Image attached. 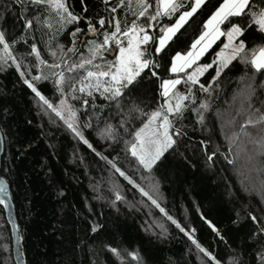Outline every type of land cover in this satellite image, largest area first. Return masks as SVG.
I'll list each match as a JSON object with an SVG mask.
<instances>
[{
	"label": "trees",
	"instance_id": "16d2710c",
	"mask_svg": "<svg viewBox=\"0 0 264 264\" xmlns=\"http://www.w3.org/2000/svg\"><path fill=\"white\" fill-rule=\"evenodd\" d=\"M71 2L77 13L85 15L79 0ZM151 2L154 4L155 0ZM86 3L87 15L103 13L101 0ZM213 5L218 6L217 0H211L208 8L199 11L169 42L161 61L165 67L159 70L165 78L171 75L166 71L167 62L176 51L190 48ZM7 6L16 11L11 0H0V13L5 16L2 23L8 27L11 38L18 36L21 29ZM171 22L166 17L157 21V28L151 30L157 41L160 24ZM80 26L83 28V23ZM73 27L68 26L60 36V41L68 46ZM225 40L221 37L200 62L211 64ZM40 48L44 59L50 60L42 44ZM17 51L24 48L18 45ZM215 67L200 77L202 83H212ZM159 83L146 78L137 90L149 110L161 100ZM38 88L47 98L58 102L51 83L41 82ZM178 90L182 92L184 85ZM249 91L254 92L251 102L261 107L264 74L233 61L212 83L210 98L197 91L199 99L208 98L212 106L207 126H196L195 131L190 126L189 135L178 151L166 154L151 174L154 182H158L161 204L186 230L194 228L197 241L222 264H232L234 257L239 258V264H260L258 256L264 252L260 247L264 236L253 238L256 225L247 218V213L252 212L264 219V200L252 192V184L246 180L253 178L252 171L264 170V146L259 141L253 143L239 128L243 117L238 113L246 108ZM69 100L76 108L80 107ZM80 119L83 122L88 116L81 113ZM224 119L228 122H223ZM95 123L94 120V126ZM0 128L5 145L0 175L10 188L25 264H120L108 251L109 247L120 250L125 264H133L127 256L129 251L139 253L141 264H206V258L183 233L164 221L156 210L149 214L147 207L138 203L142 199L139 194L79 143L59 118L39 104L11 67L0 70ZM84 132L98 151L110 159L118 156L122 170L147 186L148 181L134 171L135 163H130L131 157L126 155L122 142L109 147L95 131L84 129ZM212 152L216 155L209 162L207 155ZM113 182L120 186L127 204L112 206ZM201 217L219 229L226 243ZM157 220L168 228L163 237L155 226ZM94 225L98 228L96 232L91 231ZM12 248L11 228L0 205V264H15Z\"/></svg>",
	"mask_w": 264,
	"mask_h": 264
},
{
	"label": "snow or ice",
	"instance_id": "6c2138e0",
	"mask_svg": "<svg viewBox=\"0 0 264 264\" xmlns=\"http://www.w3.org/2000/svg\"><path fill=\"white\" fill-rule=\"evenodd\" d=\"M79 2L85 15L76 12L71 0H11L16 11L11 6H7V11L12 12L21 31L10 38L8 27L2 23L5 16L0 13V70L14 68L39 104L59 118L79 143L139 194L142 199L138 203L147 207L149 214L156 210L164 221L183 233L206 258V264H222L197 241L194 228L186 230L161 204L159 185L151 174L166 154L178 151L189 135L190 126L193 131L196 126H207L212 107L208 99L212 95V83L224 68L238 61L254 72L264 74V0H217L218 6L209 9L210 14L202 21V30L190 48L184 52L176 51L167 62L166 71L171 74L168 78L159 70L165 67L161 61L169 42L199 11L208 8L211 0H155L154 4L151 0H101L103 13L93 15H87L86 0ZM162 17L172 22L160 24L157 41V36L150 34L149 29L155 30ZM70 25L74 27L69 32L68 46L60 41V36ZM221 37H226V42L213 62L198 64ZM41 44L50 60L44 59ZM18 45L24 51L18 52ZM213 65H216L215 76L212 83L206 85L200 77ZM146 78L160 82L158 95L161 100L150 110L137 91ZM41 82L53 85L58 102L42 94L38 88ZM181 84L184 85L182 92L177 88ZM197 91L208 98L200 100ZM253 95L254 92L249 91L247 106L238 113L243 117L240 133L264 146V104L254 106ZM69 98L80 107L76 108ZM81 113L88 119L82 122ZM249 128L255 131L250 132ZM84 129L95 131L109 147L122 142L126 155L131 157L130 163H135L134 171L140 173L142 180L148 181L147 186L137 183L133 176L122 170L118 156L110 159L98 151ZM215 155V152L207 155L208 161L212 162ZM144 173L149 175L144 176ZM110 191L114 195L113 207L128 203L115 182ZM3 193L4 189L0 188V195ZM261 194L264 195V191ZM3 202L0 199V203ZM201 218L226 243L219 229ZM247 218L256 225L253 238L264 236V219L252 212L247 213ZM155 226L160 229V236L167 234L165 223L157 220ZM97 230L95 225L91 229L92 232ZM260 247L264 248V244ZM108 251L120 264H125L119 249L109 247ZM127 256L133 264H141L136 251L127 252ZM258 260L264 264V252ZM232 264H239V258L234 257Z\"/></svg>",
	"mask_w": 264,
	"mask_h": 264
},
{
	"label": "water",
	"instance_id": "95a60500",
	"mask_svg": "<svg viewBox=\"0 0 264 264\" xmlns=\"http://www.w3.org/2000/svg\"><path fill=\"white\" fill-rule=\"evenodd\" d=\"M84 39V37H83ZM4 137L2 130L0 128V161L4 153ZM0 188L4 189V193L0 195V199H3V203L0 205L3 207L6 220L11 228L12 243H13V258L15 264H25L22 249H21V239H20V230L18 226V221L16 217L15 207L12 201L11 192L9 185L0 175Z\"/></svg>",
	"mask_w": 264,
	"mask_h": 264
},
{
	"label": "rangeland",
	"instance_id": "374dc122",
	"mask_svg": "<svg viewBox=\"0 0 264 264\" xmlns=\"http://www.w3.org/2000/svg\"><path fill=\"white\" fill-rule=\"evenodd\" d=\"M151 30L152 29H149V32H150V34H151ZM225 39H226V37H225ZM218 41V40H217ZM216 41V42H217ZM225 42H226V40H225ZM214 45V44H213ZM213 45H212V47H213ZM211 47V48H212ZM210 49V48H209ZM208 49V50H209ZM207 53V52H206ZM205 53V54H206ZM204 54V55H205ZM203 55V56H204ZM202 56V57H203ZM202 57L200 58V60L202 59ZM200 60L197 62L198 64H201L202 65V63L200 62ZM194 67H195V65H194ZM180 85H178L177 86V88L179 87ZM223 122H228L227 121V119H224V120H222ZM254 168V167H253ZM252 175H253V178L252 179H249L248 177L246 178V180L249 182V184H252L250 187H251V190H252V192H254L255 194H258V196H260V197H262L263 198V200H264V195H262L261 193H262V191H264V170H259V169H256V171H252ZM255 175V176H254ZM254 179H255V182H254ZM254 182V183H253ZM247 186H248V184H246Z\"/></svg>",
	"mask_w": 264,
	"mask_h": 264
},
{
	"label": "bare ground",
	"instance_id": "6f19581e",
	"mask_svg": "<svg viewBox=\"0 0 264 264\" xmlns=\"http://www.w3.org/2000/svg\"><path fill=\"white\" fill-rule=\"evenodd\" d=\"M82 39H83V37H82Z\"/></svg>",
	"mask_w": 264,
	"mask_h": 264
}]
</instances>
